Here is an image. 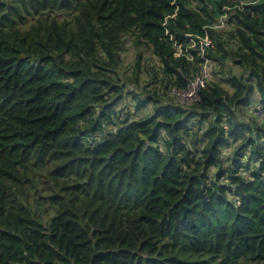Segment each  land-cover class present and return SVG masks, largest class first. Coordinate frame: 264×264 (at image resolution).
Listing matches in <instances>:
<instances>
[{
  "label": "trees",
  "instance_id": "1",
  "mask_svg": "<svg viewBox=\"0 0 264 264\" xmlns=\"http://www.w3.org/2000/svg\"><path fill=\"white\" fill-rule=\"evenodd\" d=\"M257 107L264 0H0V264H264Z\"/></svg>",
  "mask_w": 264,
  "mask_h": 264
},
{
  "label": "built area",
  "instance_id": "2",
  "mask_svg": "<svg viewBox=\"0 0 264 264\" xmlns=\"http://www.w3.org/2000/svg\"><path fill=\"white\" fill-rule=\"evenodd\" d=\"M224 19L221 18L220 22L216 28H221L224 25ZM199 56L204 57L205 50L212 46L211 40L205 36L199 41ZM179 52V50H178ZM178 55V54H176ZM214 70V63L208 59H205L204 63L201 65L198 73L195 78L190 81L185 90L178 89L176 87L172 88L170 91L171 97H173L176 102L181 106H189L192 103L196 102L199 98L200 90L205 88L208 81L211 80ZM256 116L259 118L264 117V112L261 107L256 108Z\"/></svg>",
  "mask_w": 264,
  "mask_h": 264
},
{
  "label": "rangeland",
  "instance_id": "3",
  "mask_svg": "<svg viewBox=\"0 0 264 264\" xmlns=\"http://www.w3.org/2000/svg\"><path fill=\"white\" fill-rule=\"evenodd\" d=\"M136 54H137V51H135L131 45L129 44L128 47L126 48V51L124 52L123 54V61H124V68L123 70L131 67V69H134V65H135V61H136ZM149 53H147L146 55H148ZM148 62H151L152 64H156V61L155 59H150V58H147V64L148 65H152ZM221 68H218L215 64H214V70L213 72H215L216 70H220ZM127 72H131V70H128ZM151 80V77L149 76H146L145 74L143 75H140V78H139V82L142 84V83H145L146 81H150Z\"/></svg>",
  "mask_w": 264,
  "mask_h": 264
}]
</instances>
